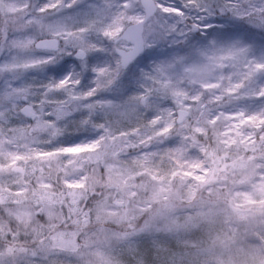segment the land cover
Here are the masks:
<instances>
[{
  "label": "snow or ice",
  "instance_id": "1",
  "mask_svg": "<svg viewBox=\"0 0 264 264\" xmlns=\"http://www.w3.org/2000/svg\"><path fill=\"white\" fill-rule=\"evenodd\" d=\"M0 264H264V0H0Z\"/></svg>",
  "mask_w": 264,
  "mask_h": 264
}]
</instances>
